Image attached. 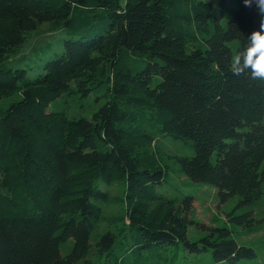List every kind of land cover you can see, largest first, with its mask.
<instances>
[{
	"label": "trees",
	"instance_id": "16d2710c",
	"mask_svg": "<svg viewBox=\"0 0 264 264\" xmlns=\"http://www.w3.org/2000/svg\"><path fill=\"white\" fill-rule=\"evenodd\" d=\"M235 2L0 0V99L18 95L0 109V264H94L91 233L123 219L118 232L95 241L98 255L128 236L121 262L134 251L141 264V250L172 244L210 251L216 263L255 256L223 226L197 223L208 232L190 240L193 196L160 192L165 170L144 150L163 136L179 138L193 150L176 156L179 171L215 186L220 202L260 198L264 81L230 69L262 17L256 0ZM42 23L60 36L7 65ZM70 91L103 102L90 118L47 110ZM114 182L122 183L124 214L105 217L100 202L112 196L100 183ZM69 238L72 248L61 255Z\"/></svg>",
	"mask_w": 264,
	"mask_h": 264
},
{
	"label": "rangeland",
	"instance_id": "374dc122",
	"mask_svg": "<svg viewBox=\"0 0 264 264\" xmlns=\"http://www.w3.org/2000/svg\"><path fill=\"white\" fill-rule=\"evenodd\" d=\"M228 8L236 7L235 0H227ZM230 20V13L227 11L222 19V23L226 25ZM60 32L50 23H42L38 26L21 48L7 58L6 64L15 66L23 60H30L33 57V51L36 47L44 44V42L55 41ZM235 50L236 42L229 43ZM195 43H187V49L196 46ZM95 50V49H94ZM14 93L8 97L0 99V109L18 95ZM96 93H89L87 96L78 95L76 92H63L55 100L51 101L47 110L66 111L68 118L86 117L90 118L103 99L96 98ZM145 155H150L149 160H155L156 164L161 165L165 170V181L159 186V191L167 195H192L193 207L191 219L194 223L188 226L187 235L190 240H197L208 232L207 229L197 225L204 224L206 227L217 226L227 227L232 231L233 238L239 245L249 246L254 249L255 256L251 259H241L235 263L214 262L211 258V252L194 253L189 252L181 245H155L147 250H141L139 256L141 264H264V183L262 194L257 202L250 205H239L238 196H233L227 201L220 202L217 189L215 186L202 182H194L185 174L179 171V165L176 156H191L192 148L179 138L172 136H163L158 146L153 144L146 145ZM103 190L110 191L112 203L106 204L100 202L102 215L105 217L119 216L124 214V205L121 202L123 198L122 183L114 182L112 184L100 183ZM232 216H244L242 223L235 222ZM249 220V221H246ZM118 221V222H117ZM127 223L126 219L108 221L100 224L90 237L91 247L89 249L88 258L94 264H136L134 251L124 255L121 262L119 260L123 251V243L129 242V237H119L123 240L112 250L110 255L106 253L97 254L95 251V241L101 233L105 231L118 232L119 229ZM73 241L71 238L60 244V253L65 255L72 248ZM146 257V259H145ZM83 264V263H82Z\"/></svg>",
	"mask_w": 264,
	"mask_h": 264
},
{
	"label": "clouds",
	"instance_id": "9594fccd",
	"mask_svg": "<svg viewBox=\"0 0 264 264\" xmlns=\"http://www.w3.org/2000/svg\"><path fill=\"white\" fill-rule=\"evenodd\" d=\"M256 2L262 17L260 28L251 33L247 46L233 57L230 70L237 76L250 72L252 79L264 81V0ZM250 3L251 0H244L245 6Z\"/></svg>",
	"mask_w": 264,
	"mask_h": 264
}]
</instances>
